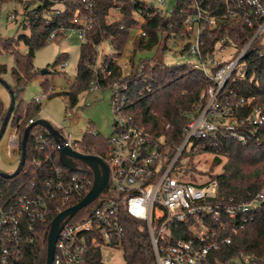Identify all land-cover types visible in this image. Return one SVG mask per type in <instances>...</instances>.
<instances>
[{
    "label": "built area",
    "instance_id": "built-area-1",
    "mask_svg": "<svg viewBox=\"0 0 264 264\" xmlns=\"http://www.w3.org/2000/svg\"><path fill=\"white\" fill-rule=\"evenodd\" d=\"M11 1L19 3L25 11V6L32 0H0V15L4 4ZM43 1L51 4L47 10L50 18L62 12L70 0H35L30 8ZM73 1L79 2L82 7L73 10V27L69 31H77L82 42H86V35L94 23L93 13L97 0ZM135 1L142 5L148 16L153 13H169L167 0H131ZM225 2L228 5L226 13L209 15L195 1L192 6L196 12L184 20L190 35L187 36L189 42L183 55L196 58L191 63L204 72L210 83L201 92L198 103L184 113L187 123L180 144L172 149L164 140L155 144L149 142L135 125L133 117L123 111L125 100L121 91L127 85L119 81L113 84L114 96L111 102L116 114L114 131L108 138L105 155H98L109 166V187L82 209L85 210L83 218H72L63 227L52 264H89V254L94 248L100 249L102 262L108 264L103 260L105 251L123 252V214L146 221L156 264H257L254 254H241L227 261L213 256L222 245L231 243L232 235L226 234L228 229L236 234L240 227L253 219V213L264 200V191L249 201L224 203L220 200L217 179L203 182L187 180L179 164L183 153L203 149L205 143L217 147L226 138L246 142L264 124V111L255 97L238 95L233 89L238 82H251L254 79L253 75L249 76L247 57L255 40H260V44L264 45V0ZM61 4L63 8L58 7ZM122 4L109 8L108 15L111 11L124 15ZM241 12L245 13L244 22L253 31L248 43L237 48L233 42H229L225 48L220 45L218 49L216 47L214 54H204L200 40L204 26L216 25L219 20L227 17L239 19L242 17ZM11 13L7 19L13 20L17 12L13 10ZM134 14L142 22L146 20L139 11H134ZM141 34L148 37L142 27ZM55 37L56 33H52L50 38ZM229 47L235 49L234 55L227 60L217 61V51ZM67 65L68 61H63L60 64L61 71L65 72ZM92 84L97 87V82ZM49 95L44 91L36 95L34 100L42 103ZM68 115L73 114L68 112ZM33 122L30 120V123ZM11 130L9 154L20 148L23 136L18 127H11ZM62 135L65 145L81 153L94 154L81 150L78 141L70 136ZM38 141L43 150L48 143L47 137L40 134ZM45 157L49 158L50 154L47 153ZM78 161V169L75 171L80 169ZM34 162L37 165L42 163L40 159H34ZM55 172L56 180L46 182L48 187L45 193L37 196L22 195L15 202L0 200V264H24L21 248L24 234L29 230L34 231L35 224L46 219L52 200L65 205L90 191L91 181L86 173L67 174L61 167H56ZM226 217L231 222L227 223ZM182 224L187 226L190 237L174 238L173 230ZM28 239L33 241L34 238Z\"/></svg>",
    "mask_w": 264,
    "mask_h": 264
},
{
    "label": "trees",
    "instance_id": "trees-1",
    "mask_svg": "<svg viewBox=\"0 0 264 264\" xmlns=\"http://www.w3.org/2000/svg\"><path fill=\"white\" fill-rule=\"evenodd\" d=\"M197 1L209 15H221L227 12L225 0H176L172 12L168 14L153 13L147 15L142 5L131 0H97L94 8V23L87 33V41L82 42L77 65V76L70 89L66 92L69 106H75L79 95L91 88L92 82H97V88H111L116 81L127 85L121 91L125 100L123 111L133 117L135 125L141 129L147 140L153 144L164 140L172 149L181 143L183 128L187 123L184 113L191 110L200 100L201 92L210 81L204 72L191 62L168 65L153 58L141 59L139 65L133 67L128 75H124L119 59L123 56L125 47L130 39L131 30L138 24L134 11H139L146 20L141 27L148 33L147 41L141 37L135 45L136 51L153 49L156 45L167 48L172 37L186 38L190 35L184 26V20L194 14L193 3ZM35 0L25 6L22 18V27L28 28L30 33H20L13 37H3L0 34V56L11 54L14 57V66L11 69V80L5 79L9 72L8 66L0 62V77L5 79L8 88L16 98V106L8 123L10 127H18L21 135L30 125V120L36 122L42 103L34 99L25 103L22 95L28 84L38 75L40 70L34 66L36 51L44 47L50 40L62 37L63 31L73 27L72 13L81 4L77 1H67L65 9L59 14L47 15L51 4L43 1L31 7ZM123 3L124 15L116 21L109 22L107 15L109 8ZM82 7V6H81ZM242 17L234 19L227 17L219 20L216 25H205L200 33V40L204 54H214L216 47L225 48L233 42L237 48L244 47L253 36V31L244 22ZM56 37L51 39V34ZM111 42L113 52L103 54L99 58V46L104 41ZM255 40L247 57L250 81L238 82L233 88L238 95L255 97L256 102L264 111V45ZM20 43L27 46L26 53L20 51ZM187 44L183 53L187 50ZM68 54L60 53L55 61L59 65L66 61ZM49 72V70H48ZM63 72V71H61ZM45 92L49 91L48 80L42 82ZM51 95V93H50ZM49 95V97H50ZM114 96V92L112 98ZM8 108L0 97V127ZM68 112V111H67ZM43 134L48 143L40 149L38 137ZM81 150L97 155H105L108 139L98 132L88 129L82 140L78 141ZM203 150L227 156L223 172L215 175L220 185V200L224 203L249 201L264 191V124L246 142L235 138L224 139L217 147L205 143ZM21 155V146L17 150ZM49 153L50 157L45 155ZM34 159H40L37 165ZM218 160L219 157H217ZM56 167H61L67 174L86 173L93 185L92 170L85 166L78 171L66 168L60 161L56 142L48 130L41 125H34L29 134L26 147V164L18 175L6 178L0 175V200L15 202L22 195L37 196L45 193L46 182L56 180ZM84 196L62 205L52 200L50 211L43 221L35 224L34 231H26L22 240L24 264H46L48 234L53 219L64 209L80 202ZM233 199L232 201L230 199ZM85 211V210H81ZM253 219L240 227L236 234L230 229L226 234L232 235L229 244L222 245L213 257L229 260L241 254H254L257 264H264V200L254 213ZM78 215V214H77ZM76 215V216H77ZM75 216V217H76ZM125 240L122 243L124 264H156L154 248L146 221L123 214ZM74 219V217H73ZM72 219V220H73ZM231 222L230 218H225ZM174 238H189L187 226L179 225L173 230ZM29 237L34 238L29 241ZM89 264H104L99 248L90 251Z\"/></svg>",
    "mask_w": 264,
    "mask_h": 264
},
{
    "label": "rangeland",
    "instance_id": "rangeland-1",
    "mask_svg": "<svg viewBox=\"0 0 264 264\" xmlns=\"http://www.w3.org/2000/svg\"><path fill=\"white\" fill-rule=\"evenodd\" d=\"M176 4V0H167L166 8L172 12ZM63 8V5H58ZM66 7V5H65ZM65 7L63 9H65ZM16 10L17 15L15 19H7L11 12ZM24 7L15 1L9 4H4L0 15V34L3 37H13L20 33H30L28 28L22 27V18ZM110 15V17H109ZM107 15V20L111 22L116 21L123 15L115 14L111 11ZM135 15V14H134ZM113 16V18H112ZM138 18V24L131 30L130 39L125 47L123 56L119 59V64L122 67L124 75H128L133 67L139 65L141 59L153 58L161 60L164 63L181 64L185 62H194L196 58L189 55H183V48L189 42V38L172 37L167 43V48L162 49L161 44L156 45L153 49L136 51L135 45L141 37L142 19ZM64 35L50 40L44 47L36 51L34 57V66L40 70V75L35 77L26 87L22 99L25 103L31 102L36 95L45 91L42 82L48 80L50 85L48 93L50 97L42 102L40 112L37 114V119H46L50 121L62 134L70 136L74 141L82 140L85 132L92 129L98 132L102 137L108 139L114 131V122L116 114L112 106L113 90L111 88H97L94 84L88 91L82 92L79 95L78 102L75 106H69L66 92L70 91L76 76L77 65L80 56V49L82 40L79 38L77 31H63ZM147 41V37L144 38ZM219 45L217 46V49ZM99 58L103 54H111L113 52L111 42L104 41L99 46ZM27 46L20 43V51L26 53ZM68 54V65L66 71L61 72L59 63L55 65V61L60 53ZM235 53V49L229 47L223 51H217L216 60L221 62L231 58ZM0 62L8 66L9 72L5 75V79L9 82L11 80V69L14 66V57L11 54H3L0 56ZM43 69H48L49 72L42 74ZM2 85V84H1ZM3 86V85H2ZM2 98V96L0 95ZM6 108L10 105V100L4 101ZM73 115L69 116L68 112ZM11 127L7 129L0 140V172L12 173L17 168L21 155L18 151H13L9 154V137L11 134ZM219 157L220 160L217 159ZM227 156L215 152L200 150H192L185 152L180 158V169L183 172L185 179L195 182H203L209 179H216L215 175L223 172V167L227 162ZM80 167L87 166L81 161H78ZM88 167V166H87ZM85 211H80L73 220L83 218ZM103 260L108 264H124L125 259L122 251H105Z\"/></svg>",
    "mask_w": 264,
    "mask_h": 264
},
{
    "label": "water",
    "instance_id": "water-1",
    "mask_svg": "<svg viewBox=\"0 0 264 264\" xmlns=\"http://www.w3.org/2000/svg\"><path fill=\"white\" fill-rule=\"evenodd\" d=\"M41 73L42 74L48 73V69H43ZM0 83L6 86V88L8 89L11 95V102L8 107V111L0 127V140H1L7 129L12 113L15 109L16 98L12 93V90L8 88L9 86L5 79L0 77ZM36 124L45 127L48 130V132L52 135L56 144L58 145L60 161L66 168L73 171L77 170L78 169L77 160H79L84 164H86L92 170L94 175L93 185L90 191L85 195V197L77 204L68 207L63 211H61L60 213H58L52 221L50 231L48 234L47 257H46V264H52L56 249V243L61 230L68 223V221L72 219L80 210L90 205L97 198H99L104 192L107 191L109 187L110 169L108 164L100 156L95 154L81 153L65 145L64 136L59 131V129H57L50 121L46 119H38L36 122H33L30 125H28L24 131V134L21 139V157L17 168L12 173L0 172L1 176L6 178H12L15 175H18L21 172V170L24 168L26 164L27 141L29 138L31 128Z\"/></svg>",
    "mask_w": 264,
    "mask_h": 264
},
{
    "label": "crops",
    "instance_id": "crops-1",
    "mask_svg": "<svg viewBox=\"0 0 264 264\" xmlns=\"http://www.w3.org/2000/svg\"><path fill=\"white\" fill-rule=\"evenodd\" d=\"M1 84L2 83H0V95L2 96V99L4 101L10 100V102H11V95H10L8 89L6 88V86L4 84H2L3 86Z\"/></svg>",
    "mask_w": 264,
    "mask_h": 264
}]
</instances>
